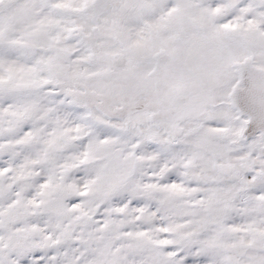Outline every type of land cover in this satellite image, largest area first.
Listing matches in <instances>:
<instances>
[{"label":"snow or ice","instance_id":"snow-or-ice-1","mask_svg":"<svg viewBox=\"0 0 264 264\" xmlns=\"http://www.w3.org/2000/svg\"><path fill=\"white\" fill-rule=\"evenodd\" d=\"M0 264H264V0H0Z\"/></svg>","mask_w":264,"mask_h":264}]
</instances>
